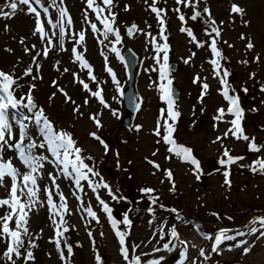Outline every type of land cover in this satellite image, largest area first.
Here are the masks:
<instances>
[{"label": "rangeland", "instance_id": "rangeland-1", "mask_svg": "<svg viewBox=\"0 0 264 264\" xmlns=\"http://www.w3.org/2000/svg\"><path fill=\"white\" fill-rule=\"evenodd\" d=\"M6 2L7 0H0V6ZM56 2L67 10L72 19L71 25L65 23L68 35L65 37L64 48L68 51H59L58 47L47 45L50 37L53 44H56L57 38L52 37V32L58 29H52L47 23L49 15H46L43 9L33 5L41 13L40 20L44 21L45 31L48 34L42 40L40 33H34L38 26L34 14H27V6L21 5L20 8L24 10L18 9L17 14L12 18L8 20L0 18V70L21 76L27 67L36 68V65L30 62V57L35 52H42L45 46L52 48L47 58L37 57V61L41 64L39 74L43 79L35 81L37 88L33 95L57 128L72 132L77 146L84 149L83 155L93 157L91 161L86 162L90 166L94 165L113 191L125 198L115 201L108 195L107 190H98L101 198L113 209L114 218L122 220L127 214L132 221L130 227L119 225L121 231L128 233L126 244L130 249L139 245L135 248L134 254L141 257L142 264H148V261L161 257H164L161 264H177L180 259L179 252L184 248L180 240L187 242L188 261L185 264H190L193 259L197 264H264V237H260L259 233L237 236L236 241H225L217 251H212L215 247L214 237L220 229H231L230 235H236L237 231L247 232L245 225L249 221L264 216V175L253 173L248 167L258 156H264V150L261 153H253L248 150V142L236 140L231 134L213 143L231 127L227 121L233 117L227 115L222 121L214 119L218 114L217 110L219 108L227 110L228 104L220 91L222 85L215 77L213 66L209 63L211 59L216 58L211 53L212 38L207 34L211 29L202 25L203 20L206 22L209 20L207 13H203V8L206 6L211 11V19L216 21V26L221 30V36L217 38V47L225 59L220 63L230 72L227 77L230 94H238L240 97V106L244 109L242 124L245 134L250 138L254 137L258 145H264V91L261 90L264 88V0H201L195 8L177 4L176 0H166V2L159 0L157 4V7L166 11L164 19L167 29L165 35L170 46L169 65L176 66V70L170 69L173 85L178 91L176 108L181 115L175 122L173 136L178 145L191 148L193 156L200 161L203 175L199 180L193 172V165L182 162L168 153L166 149L169 146L162 142L157 143L160 138L153 135L160 110L166 109L167 105L160 98L159 73L152 70L158 67L154 60L155 45L146 33H151L160 43L163 41L160 39L158 20L144 0H113L114 6L111 11L115 13V26L119 28L122 37L120 44L110 42L115 40L112 34L109 35L108 40H104V27L96 19V14L87 7V0H62V3L61 0H56ZM96 2L101 7H105L102 0ZM42 3L45 7H49L52 0H42ZM233 4L245 9L243 17L230 12ZM175 8H179L180 11H174ZM198 11L202 15L192 20L191 16ZM49 14L55 22L58 16L56 9L49 7ZM181 14L185 16V21L179 19ZM103 15L107 16L109 13L105 11ZM89 21L96 23L100 31L93 33ZM245 21L248 22L247 25ZM133 24L137 25L138 30H134V34L129 36L127 29ZM182 27L190 28L197 40L204 42V47L190 43L191 38L180 31ZM80 31L85 32V44L80 45L78 50L83 51L85 47L87 48L84 56L92 65L99 86L104 89L105 99L111 105L110 109H103L95 98L89 99L88 105L84 106L83 102L90 94L83 90L82 85L74 82L73 72L89 83L93 90L97 87V84L87 76L88 70H81L79 62L73 63L75 57L71 54V48L77 45L72 34H78ZM241 35L245 37L244 40L240 39ZM21 39L24 41L23 44L20 43ZM248 39L254 44L251 50L245 47ZM101 40H104V43L101 44L99 42ZM32 45L36 48L32 49ZM113 46L120 50L121 56L128 46L139 56L133 84L139 107L132 114L128 126L122 123L127 112L121 92L112 83L111 76L106 71L107 66L112 67L121 83V89H126L128 80L126 65L111 51ZM26 47L31 51L25 53ZM9 49L11 51H8ZM193 52L194 56H192ZM257 55L260 57L259 62L255 60ZM105 56L108 58L107 61L104 59ZM190 56L191 60L186 64L184 61ZM245 60L248 61L247 64L242 63ZM57 61L59 63H56ZM65 67L69 72L63 71ZM57 68L60 71H57ZM252 73L255 74L254 78H250ZM196 76L201 78L199 83L193 82ZM27 79L23 77L20 83L24 84ZM53 80H56L77 104L82 105L81 111L84 116L79 117V114H74L72 112L74 105L64 103V97L59 92L49 102L48 96L56 91L50 86ZM203 83H207L209 88L201 101ZM244 88L248 89L247 93L243 91ZM231 89L235 92L232 93ZM24 90L26 89L20 91ZM17 94L19 95V91ZM98 109L103 113L100 116L103 127L99 130L88 119L89 114L95 113ZM112 110L117 112V116L111 115ZM165 116H167L166 112ZM137 125H142L139 132L134 130ZM93 131L109 145L107 154L99 142L89 136ZM161 132L163 133V128ZM225 148L233 157H244V159L227 168L222 167L218 160ZM153 152H156V155H153ZM168 156L172 158L166 159ZM149 160L159 164L160 170L154 169L148 163ZM51 167L47 165L46 169ZM168 169L173 173L175 192L169 191L170 184L164 179V171ZM225 170L230 173L228 177L230 186L224 183ZM154 171L155 175L152 174ZM94 179L98 181L99 177ZM162 179H164L163 183H161ZM39 183L42 189L40 196L43 200L46 198L43 187L50 185V181L45 177ZM82 183L84 191L81 192L62 176L57 180L71 210V214L64 217L66 224L63 227H67L68 231L64 232L61 238L63 259L52 242L55 239L56 226L52 223L48 206L45 204L41 207L37 204L29 213L30 235L38 246L31 249L35 259L28 264H97L95 259L97 254L101 256L103 264H127L120 255L115 230L97 201L96 194L87 186V182ZM141 188H152L155 192L151 195L159 197L158 204L152 206L155 208L154 213L148 211L151 206L150 199L148 195L139 191ZM1 196L3 195L0 188V198H4ZM77 196L81 199H77ZM53 198L57 203L60 202L55 190ZM81 203L84 207H80ZM159 205L164 207L161 208ZM89 206L97 213L98 219H93L87 214L85 209ZM173 208L177 210L176 213L168 211ZM212 213H218L222 219L217 220ZM178 216L180 219L177 218ZM227 217L233 219L229 220ZM56 219L58 220L59 217ZM173 225L177 228L179 240H173L168 234ZM161 228L165 232L164 239H160ZM205 236H212L213 240L205 239ZM65 240L67 244L72 245V254L67 253ZM170 240L169 247H176L173 252L163 249L164 244ZM240 240H247L248 244L244 247L251 248L246 255L243 254V248L235 247ZM200 249H204L208 257L206 260L199 256ZM3 250L4 246L0 244V251ZM0 264H8V262L0 260ZM17 264H22V261L18 260Z\"/></svg>", "mask_w": 264, "mask_h": 264}, {"label": "snow or ice", "instance_id": "snow-or-ice-1", "mask_svg": "<svg viewBox=\"0 0 264 264\" xmlns=\"http://www.w3.org/2000/svg\"><path fill=\"white\" fill-rule=\"evenodd\" d=\"M145 4L148 5V8L152 13L155 14L158 23L160 25V39L163 43L157 41V38L152 36L151 33H146V36L151 38V42L155 45L156 55L154 56L155 64L158 67H154L152 70L159 73L158 89L160 92V98L166 103L167 108L160 110V116L156 122V127L153 131V135L159 137L156 142L164 143L169 147L166 149L168 153L173 154L176 158L180 159L182 162L190 163L194 166L193 172L196 176V179L199 180L201 175H203V170L200 166V161L196 159L192 154V149L184 146L178 145L174 139L173 133L175 132V122L180 117L181 113L176 108V99L174 98L173 93V79L171 78V69L169 65V51L170 46L167 43L168 37L165 35L166 32V22L164 16L166 11L163 8L157 7L159 0H144ZM166 2V0H165ZM201 0H176L177 4H184L186 7L195 8L200 4ZM62 3V0H61ZM102 3L105 7H101L96 0H87V7L91 9L96 14V19L104 27L103 37L104 40L109 39V35L112 34L115 37L114 41H110L113 44H120L122 42V37L120 30L115 26V13L111 10L114 6L113 0H102ZM38 5L46 15H49L47 23L51 25L52 29L58 31L52 32V37H56V44H53V40L50 37L47 40V45H53L58 47L59 51H68L64 48L65 37L68 35L67 25L72 24V19L68 15L67 10L62 6L58 5L56 0H52L49 7L55 8L58 12V16L53 22V18L49 14V7H45L42 3V0H7V2L0 6V18L8 20L17 14L18 9L23 11L24 9L20 8L21 5L27 6V14H34L38 26L35 28L34 33H40V38L43 40L47 36L45 31L44 21L40 20L41 13L33 5ZM5 9H10V11H5ZM127 11V6L125 7ZM176 12H179V8L173 9ZM107 11L109 15L104 16L103 13ZM231 13L238 14L241 17L245 14V9L240 7L237 4H233L230 9ZM203 13H207L209 20L207 21L210 25L211 31L207 34L212 38L211 39V53L214 55V59H211L209 63L213 66V72L215 77L219 79L220 84L222 85L220 91L225 101H227L228 107L219 108L217 110L218 114L215 116V120L222 121L225 116L230 115L233 118L227 123L231 125L223 134L222 137H217L216 143L221 141L224 138H227L229 134L234 137L236 140H242L248 142V150L253 153H261L264 150V145H258L255 142V138H250L245 134L243 128V117L244 109L240 106V98L238 94H230V85L228 84L227 77L230 75V72L223 68L220 61L225 59L222 56L221 51L217 47V38L221 36V30L216 26V21L211 19V11L208 7L203 8ZM202 15L201 12H196L191 16L192 20H196L197 17ZM181 21H185V16L181 14L179 16ZM90 23L91 31L96 33L100 31L96 23ZM247 25V21L244 22ZM150 27V26H149ZM6 30V29H5ZM134 30L137 29V25L133 24L127 29V34L132 36ZM181 32L187 34L190 37V43H195L197 47H204V42L197 40L193 31L190 28H181ZM214 34V35H213ZM78 35V39H76ZM72 38L76 40V45L71 48V54L74 55L75 59L73 63L79 62V67L81 70L87 69V76L89 79L97 84L95 90L90 88L89 83H86L84 79L80 78L79 75L75 72L72 73L74 76V82L82 85V88L85 92L89 93V97L86 98L83 102V105L86 106L89 103V99L95 98L98 101V104L103 107V109H110L111 105L106 101L104 95V89L99 86L97 82V77L93 74L92 65L84 56V52L87 51L85 47L83 51L78 50L80 45L85 44V32L80 31L78 34L73 33ZM241 40H244L243 35L240 36ZM104 40L99 41L101 44L104 43ZM21 44L24 43L23 39L20 41ZM227 43V41H224ZM233 47V45H229ZM247 50L254 48V44L251 39H248L246 45ZM36 46L32 45V49H35ZM52 50L51 47L45 46L42 52H35L34 55L30 57V62L36 65V68L27 67L21 76H16L14 73L4 72L0 70V188L4 190L5 197L0 198V209H3V212L0 213V244L4 246V250L0 251V260H5L8 264H17V261H22V264H28L29 261L35 259L32 252V248H36L38 245L32 240L29 230V213L32 212L33 208L39 204L41 207H44L45 204L48 206L49 211L52 215V223L56 226L55 229V239L54 244L58 252H60L61 259L64 258V250L61 247V238L64 235V232L68 231L67 227H63L66 224L64 219L65 215H70L71 210L68 205L67 197L60 191V186L57 184V180L61 176L65 179H68L77 190L84 191V184L82 182H87V186L91 188L92 192L96 194V199L99 204L102 206V210L107 214L109 221L111 222V227L115 230V235L118 238L119 252L124 261L127 264H142L141 257L135 255V248H138L139 245L130 247L126 244V236L128 233L126 231H121L119 225L123 224L130 227L132 221L129 219L128 215L125 214L122 220H117L113 217V209L105 202L104 199L99 195L98 190L104 189L107 190L108 195L112 200L120 201L125 199L117 195L113 191L112 187L104 181V178L101 176L99 171H97L93 166H90L86 161H91L93 157L83 155L84 149L77 146V141L73 138V134L66 129L57 128L55 123L49 119L48 115L45 113V110L40 106L33 95L34 91L37 88L35 81L42 80V75L39 74L41 69V64L37 61V57L43 56L47 58L49 52ZM8 51H11L10 49ZM25 53L30 52L29 48L24 49ZM111 51L115 53L116 57L121 61L124 60V57L121 56L120 50L113 46ZM161 53L163 55H161ZM103 55V53H101ZM195 53H192L194 56ZM107 61V56L104 57ZM260 57L257 55L255 60L259 62ZM191 60V56L186 59L184 62L187 64ZM56 63H59L57 61ZM242 63L247 64L248 61H242ZM60 71L59 68L56 69ZM64 72H69L68 68L63 69ZM106 71L111 76L112 83L116 86L117 90L123 94L121 89V83L117 79V74L112 67L107 66ZM23 77L28 79L24 84L20 83V80ZM255 74L252 73L250 78H254ZM206 79V78H205ZM201 78L196 76L194 83H199ZM51 87L55 88L56 91L52 92L48 96L49 102H51L57 92L63 95L64 103H71L74 105L72 112L74 114H79V117L84 116V113L81 111L82 105L76 103L72 97H70L65 91V89L59 86L56 80L51 82ZM209 85L207 83L202 84V95L207 94ZM26 89L24 91H20ZM264 91V88L261 89ZM19 91V95L17 94ZM243 91L247 93L248 89L244 88ZM231 92L234 93L235 90L231 89ZM139 107V105H137ZM256 109H253L255 111ZM165 112L167 116H165ZM103 113L99 109L95 113H91L88 116L97 130L103 127L100 116ZM112 116H117L115 110L111 111ZM78 117V118H79ZM163 121V123H161ZM171 121V123H169ZM142 125H137L135 131L139 132ZM163 128V133L161 129ZM89 136L94 140L98 141L99 144L103 147L105 154L109 150V145L93 131L89 133ZM126 143V141H125ZM6 153H11V155L6 156ZM156 155V152L152 153ZM117 158L119 153H116ZM172 156L166 157V159H171ZM226 158V159H225ZM147 159V158H146ZM244 157H233L227 148L224 149L222 156L219 158L218 163L222 167L227 168L234 163H237L240 160H243ZM131 163V162H129ZM148 163L156 170H160V165L154 161L149 160ZM47 165H51V168H47ZM244 166V165H242ZM248 167L253 173H259L264 175V156H258ZM21 169H24L23 171ZM155 175V171L152 173ZM229 171L225 170L223 175L225 177L224 183L226 185L231 184L229 177ZM45 177L50 181V185H45L43 187V193L45 199H41V185L40 180H43ZM95 177H99V180H95ZM164 179H166L170 184L169 191L175 192V182L173 179V173L170 169L164 171ZM164 179L161 180V183L164 182ZM59 197V203H57L53 196ZM142 194L148 195L150 199L149 212L154 213L155 206L158 204L159 197L151 195L155 192L152 188H141L139 190ZM75 195V193H73ZM77 199H81L79 196ZM80 207H84L81 203ZM163 208V205H159ZM87 214L93 219H98L97 213L89 206L85 209ZM173 213H176L175 208L169 209ZM217 220L222 219L218 213H212ZM56 217H59L57 220ZM180 219V217H177ZM227 219L232 220V217H227ZM151 223V221H150ZM259 225V227H257ZM247 232L237 231L236 235H230L231 229H220L219 232L214 237L215 247L212 248V251H217L225 241H236L237 236L245 235H256L259 233L260 237H264V216L256 217L249 221L247 225ZM63 228V231H61ZM160 239L165 238L164 229H159ZM173 240H179V233L175 225L171 226L170 232L168 233ZM91 235V233H89ZM27 238V246H26ZM39 238V237H37ZM205 239L213 240L212 236H205ZM67 247V253L72 254L73 248L72 245L67 244V241H64ZM165 243L163 246L164 250L173 252L176 250V247H169V244ZM180 244L184 245L182 251L179 252L180 259L177 264H185L188 261V247L187 242L180 240ZM247 240H240L235 244L236 248H243V254H248L251 251V248L244 247L247 245ZM23 250V251H22ZM231 250V248L229 249ZM156 251H161V249H156ZM131 252V255H130ZM199 256L203 257L205 260L208 258L205 254L204 249H200ZM97 264H103L102 258L99 254L95 256ZM164 257L160 259L150 260L148 264H161V261ZM190 264H197L196 260L193 259L190 261Z\"/></svg>", "mask_w": 264, "mask_h": 264}, {"label": "water", "instance_id": "water-1", "mask_svg": "<svg viewBox=\"0 0 264 264\" xmlns=\"http://www.w3.org/2000/svg\"><path fill=\"white\" fill-rule=\"evenodd\" d=\"M202 25L208 29H211L209 23L204 20L202 21ZM122 56L124 57L123 61L126 65L127 75H128L126 89L123 90V94H122L123 105L127 114L122 119V123L123 125L128 126L130 124L131 116L136 111L138 105V99L134 91L133 84H134L135 70L137 69V65L139 63V56L129 46L125 48ZM170 68L172 70H176V66L174 64H172ZM172 87H173L174 98L177 100L178 91L174 85H172Z\"/></svg>", "mask_w": 264, "mask_h": 264}, {"label": "bare ground", "instance_id": "bare-ground-1", "mask_svg": "<svg viewBox=\"0 0 264 264\" xmlns=\"http://www.w3.org/2000/svg\"><path fill=\"white\" fill-rule=\"evenodd\" d=\"M9 155H11V153H6V156H9ZM21 170L23 171L24 169H21ZM1 192H2V195H3L1 197H5L4 190L2 188H1ZM2 212H3V210L0 211V213H2Z\"/></svg>", "mask_w": 264, "mask_h": 264}, {"label": "trees", "instance_id": "trees-1", "mask_svg": "<svg viewBox=\"0 0 264 264\" xmlns=\"http://www.w3.org/2000/svg\"><path fill=\"white\" fill-rule=\"evenodd\" d=\"M240 98V97H239Z\"/></svg>", "mask_w": 264, "mask_h": 264}]
</instances>
